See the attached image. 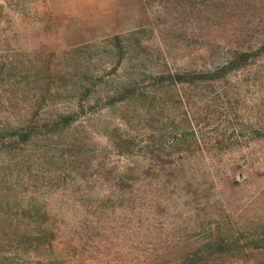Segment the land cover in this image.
Segmentation results:
<instances>
[{
  "label": "rangeland",
  "instance_id": "rangeland-1",
  "mask_svg": "<svg viewBox=\"0 0 264 264\" xmlns=\"http://www.w3.org/2000/svg\"><path fill=\"white\" fill-rule=\"evenodd\" d=\"M0 264H264V0H0Z\"/></svg>",
  "mask_w": 264,
  "mask_h": 264
},
{
  "label": "trees",
  "instance_id": "trees-1",
  "mask_svg": "<svg viewBox=\"0 0 264 264\" xmlns=\"http://www.w3.org/2000/svg\"><path fill=\"white\" fill-rule=\"evenodd\" d=\"M168 77H169V79L172 81V82H177L178 80H181L180 79V77H179V75L178 74H176V75H168ZM112 95H117V94H119V91H117V90H114L112 93H111ZM114 95V96H115ZM81 110V112H82V109H80ZM68 115L66 116V117H72L73 118V116H75L76 114H79V112L78 111H70V112H68L67 113Z\"/></svg>",
  "mask_w": 264,
  "mask_h": 264
}]
</instances>
